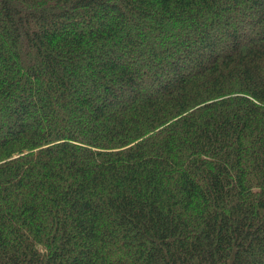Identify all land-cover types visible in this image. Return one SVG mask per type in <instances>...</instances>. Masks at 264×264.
Listing matches in <instances>:
<instances>
[{
  "label": "trees",
  "instance_id": "16d2710c",
  "mask_svg": "<svg viewBox=\"0 0 264 264\" xmlns=\"http://www.w3.org/2000/svg\"><path fill=\"white\" fill-rule=\"evenodd\" d=\"M0 264H264V0H0Z\"/></svg>",
  "mask_w": 264,
  "mask_h": 264
},
{
  "label": "rangeland",
  "instance_id": "374dc122",
  "mask_svg": "<svg viewBox=\"0 0 264 264\" xmlns=\"http://www.w3.org/2000/svg\"><path fill=\"white\" fill-rule=\"evenodd\" d=\"M175 37H176V35H175Z\"/></svg>",
  "mask_w": 264,
  "mask_h": 264
}]
</instances>
